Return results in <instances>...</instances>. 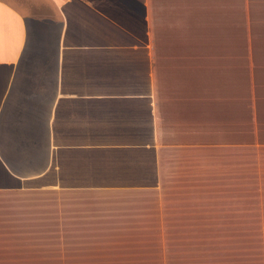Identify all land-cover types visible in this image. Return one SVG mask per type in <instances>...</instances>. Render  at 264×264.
<instances>
[{"label":"crops","instance_id":"0c3cea01","mask_svg":"<svg viewBox=\"0 0 264 264\" xmlns=\"http://www.w3.org/2000/svg\"><path fill=\"white\" fill-rule=\"evenodd\" d=\"M208 19V0H0V264H147L160 220L260 227L264 52L241 74L184 34Z\"/></svg>","mask_w":264,"mask_h":264},{"label":"rangeland","instance_id":"374dc122","mask_svg":"<svg viewBox=\"0 0 264 264\" xmlns=\"http://www.w3.org/2000/svg\"><path fill=\"white\" fill-rule=\"evenodd\" d=\"M249 3L252 4L250 11ZM208 15L205 26L184 29V34L201 42L202 50L238 55L241 74H246L248 54L264 52V10L259 8L257 0H208ZM176 35H183L182 30L179 29ZM192 50H195L194 43ZM240 219L243 218L160 220V226L166 224L169 228L165 235L144 237V242L161 245L159 250L149 253L145 262L264 264V222L256 220L259 228L258 225L253 229L235 228ZM241 224L246 226L247 221H241ZM51 239L55 244L54 237Z\"/></svg>","mask_w":264,"mask_h":264}]
</instances>
